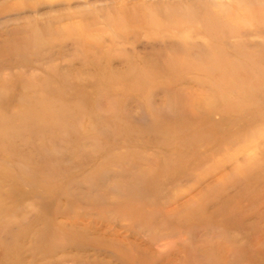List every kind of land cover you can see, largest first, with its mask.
<instances>
[{
  "label": "rangeland",
  "instance_id": "rangeland-1",
  "mask_svg": "<svg viewBox=\"0 0 264 264\" xmlns=\"http://www.w3.org/2000/svg\"><path fill=\"white\" fill-rule=\"evenodd\" d=\"M222 2L0 0V264H264V25Z\"/></svg>",
  "mask_w": 264,
  "mask_h": 264
},
{
  "label": "bare ground",
  "instance_id": "bare-ground-1",
  "mask_svg": "<svg viewBox=\"0 0 264 264\" xmlns=\"http://www.w3.org/2000/svg\"><path fill=\"white\" fill-rule=\"evenodd\" d=\"M211 2V4L213 6H218V9L220 11V13H227V6L223 5L224 3L222 2V0H209ZM221 4H218L219 2ZM229 3L233 2V3H237L238 5L241 6L243 12H244V16L246 18H250V19H256L257 22L261 25H264V12L263 11H257L254 9V3L258 0H228ZM98 2V1H97ZM196 10V8H190V7H186L184 9L182 8H167L164 9V11L161 13V18L155 19V23L156 25L161 26L162 20H164L165 18H169L170 15L172 14L173 16L176 17H181V16H190L191 13H194V11ZM222 26L223 24L216 21L215 19L211 18L210 21L206 24L205 26V31L210 35H215L217 33H219L218 31V27ZM230 28L232 27L233 29H236V24L231 23L230 25H228ZM207 51L209 54V59H203L202 64L200 65V67L203 68L204 71H206V73L209 74V72H212L213 70H218L219 72H221V76L222 79L225 80H229V81H234L237 80V73L238 71L235 72H228L225 69L228 67H234L236 68L237 64L236 62L230 61L227 58V54H225V52L222 50V47H218V46H213L212 44L207 45ZM224 75V76H223Z\"/></svg>",
  "mask_w": 264,
  "mask_h": 264
}]
</instances>
